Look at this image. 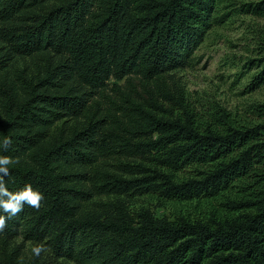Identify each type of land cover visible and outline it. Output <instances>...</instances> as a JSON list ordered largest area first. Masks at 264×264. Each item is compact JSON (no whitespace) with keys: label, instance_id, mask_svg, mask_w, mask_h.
<instances>
[{"label":"trees","instance_id":"obj_1","mask_svg":"<svg viewBox=\"0 0 264 264\" xmlns=\"http://www.w3.org/2000/svg\"><path fill=\"white\" fill-rule=\"evenodd\" d=\"M222 1L0 0L4 182L44 196L7 219L0 264H22L18 237L74 264H264V103L202 116L175 80ZM144 196L194 212L133 210Z\"/></svg>","mask_w":264,"mask_h":264},{"label":"rangeland","instance_id":"obj_2","mask_svg":"<svg viewBox=\"0 0 264 264\" xmlns=\"http://www.w3.org/2000/svg\"><path fill=\"white\" fill-rule=\"evenodd\" d=\"M258 1L223 0L215 12V16L224 18L223 22L208 31L194 53L191 66L175 73V80L182 86L186 100L197 114L206 116L220 109L230 118L246 123L253 117L250 107L264 103V87L254 89L251 84L253 76L261 70L258 66L262 63L257 60L264 56L261 51L264 19L239 12L243 3ZM213 204L217 206L219 201L214 200ZM141 207L150 209L157 217L170 220L194 212L193 208L151 196L134 199L133 210ZM186 208L188 211H184ZM15 244L22 245V264H74L53 257L45 244L47 251L39 257L32 254L31 248L40 244L23 241L21 237Z\"/></svg>","mask_w":264,"mask_h":264},{"label":"clouds","instance_id":"obj_3","mask_svg":"<svg viewBox=\"0 0 264 264\" xmlns=\"http://www.w3.org/2000/svg\"><path fill=\"white\" fill-rule=\"evenodd\" d=\"M12 140L5 137L3 140V149L5 151L11 146ZM14 161L7 156H0V210L7 214V216L0 215V231L7 227V219L17 216L23 211L24 205L39 210L44 196L41 192L36 191L30 184L18 192H10L4 182V177L9 175L8 165ZM18 162V161H17ZM47 251L44 244H40L31 248V252L35 257H39L42 252Z\"/></svg>","mask_w":264,"mask_h":264}]
</instances>
